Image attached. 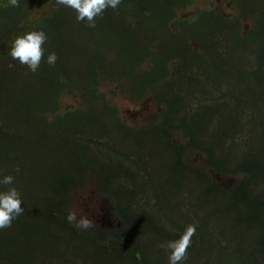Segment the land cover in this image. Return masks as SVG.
Listing matches in <instances>:
<instances>
[{
  "label": "trees",
  "instance_id": "1",
  "mask_svg": "<svg viewBox=\"0 0 264 264\" xmlns=\"http://www.w3.org/2000/svg\"><path fill=\"white\" fill-rule=\"evenodd\" d=\"M18 3L0 0V179L14 178L0 191L15 187L24 212L0 229V264H168L188 225L181 264H264V0L233 2L232 19L180 17L192 0H121L94 28L55 0ZM41 30L33 73L9 51ZM103 82L131 103L150 97L154 120H123ZM87 180L114 227L67 221Z\"/></svg>",
  "mask_w": 264,
  "mask_h": 264
},
{
  "label": "clouds",
  "instance_id": "2",
  "mask_svg": "<svg viewBox=\"0 0 264 264\" xmlns=\"http://www.w3.org/2000/svg\"><path fill=\"white\" fill-rule=\"evenodd\" d=\"M57 5H62L73 9L77 15V22H87V26L94 28L96 26V17L102 16L108 8L116 9L121 0H55ZM13 7H18V0H8ZM47 40L46 34L41 31H30L18 36L12 42L9 55L20 64L26 65L27 68L35 73L44 58L43 45ZM57 60L55 53L47 56V63L54 66ZM14 182L11 175L4 176L0 179V184L9 186ZM20 194L15 187H8L5 191H0V229L11 227L12 222L18 216L23 214L24 209L21 207ZM69 223L75 224L76 227L87 230L95 227V224L86 216L77 217L75 211H70L66 217ZM196 228L194 225H188L179 239L167 242L168 264H181L187 259V249L191 245V238L194 236ZM165 247V245H161Z\"/></svg>",
  "mask_w": 264,
  "mask_h": 264
},
{
  "label": "rangeland",
  "instance_id": "3",
  "mask_svg": "<svg viewBox=\"0 0 264 264\" xmlns=\"http://www.w3.org/2000/svg\"><path fill=\"white\" fill-rule=\"evenodd\" d=\"M194 5L189 8L185 13L180 14V17H188L196 13L197 10H207L220 12L221 14H233L236 9L235 6L227 5L230 2H226L224 0H192ZM224 1V2H221ZM245 31V30H244ZM193 50L200 52V54H204V50L196 44H191ZM3 54V53H2ZM4 55V54H3ZM232 81L230 79H226V84L230 85ZM100 91L106 95L107 100L116 105L122 115L123 120L128 121L130 125H144L151 122L153 119L154 113H158L159 106L155 104V102L150 98H145L137 103H131L128 99L122 95L119 91H117V87L113 84H109L107 82H103L101 84ZM116 92V94H111V92ZM79 97L76 95L73 96H65L63 98V105L66 107H76L79 104ZM156 115V114H155ZM181 134L177 133L175 135V140L178 141L180 139ZM191 158L197 159V161H201L198 155H191ZM204 167V165L202 164ZM207 174L209 176L212 175V170L206 169ZM95 188L90 184L89 180L77 191L72 193L75 204V212L77 213V217L86 216L96 225H107L114 227L113 219L109 216V210L111 209V203L109 199H105L106 197L98 196L94 198ZM103 198V201L101 199ZM111 221H113L111 223ZM153 264V263H150Z\"/></svg>",
  "mask_w": 264,
  "mask_h": 264
},
{
  "label": "flooded vegetation",
  "instance_id": "4",
  "mask_svg": "<svg viewBox=\"0 0 264 264\" xmlns=\"http://www.w3.org/2000/svg\"><path fill=\"white\" fill-rule=\"evenodd\" d=\"M220 1V0H219ZM225 1V0H224ZM224 1H221V2H224ZM232 2L231 3H228L227 5H230V6H235L236 9L234 10V13L233 14H221L220 12H214V11H211V13L214 14V16H217V15H223L224 17L226 18H234V17H237L238 15L241 14V11L238 9L237 5L236 4H233V2H236L237 4L239 3V0H231ZM249 26V23H246V21H243L242 23V27H243V30L246 31L247 27ZM245 31H242V34H246ZM154 120V116H153V119ZM141 125V124H140ZM138 125V126H140ZM215 172L212 171V175L211 177L213 178V180H215V182H213V185H220V186H225L224 183H229L228 180H225V179H222V178H216L214 176ZM94 193V198H96L98 196V199H100V194L97 192V191H92ZM103 197V196H102ZM107 199V198H105ZM101 201H103V198L101 199Z\"/></svg>",
  "mask_w": 264,
  "mask_h": 264
}]
</instances>
